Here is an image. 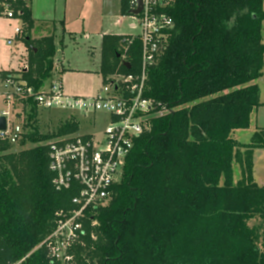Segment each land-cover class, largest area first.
I'll use <instances>...</instances> for the list:
<instances>
[{
    "label": "trees",
    "instance_id": "trees-1",
    "mask_svg": "<svg viewBox=\"0 0 264 264\" xmlns=\"http://www.w3.org/2000/svg\"><path fill=\"white\" fill-rule=\"evenodd\" d=\"M122 9L127 14V5ZM167 12L175 26L146 89L166 111L136 141L112 202L84 221L73 264H264V239L260 247L259 227L250 225L255 217L264 222V186L252 181L250 153L264 140L234 138L260 105L263 0H175ZM24 18L29 60L19 74L38 92L53 75L57 47L52 36L32 39L30 9ZM128 39L103 36L104 78L140 72L141 42ZM26 104L31 130L21 145L35 146L13 151L0 141V264L33 251L55 229L56 213L74 209L77 194L54 188L47 142L78 125L43 134L33 98ZM239 149L251 163L249 181L236 186ZM24 264L60 263L39 248Z\"/></svg>",
    "mask_w": 264,
    "mask_h": 264
},
{
    "label": "built area",
    "instance_id": "built-area-1",
    "mask_svg": "<svg viewBox=\"0 0 264 264\" xmlns=\"http://www.w3.org/2000/svg\"><path fill=\"white\" fill-rule=\"evenodd\" d=\"M174 1L128 0L129 26L138 30L136 35H128V41L141 42V70L107 76L94 96L69 95L62 80L54 77L38 92L28 87L19 75L5 79V85L12 87L5 95L7 105L17 98L27 110L26 102L33 98L38 111L69 112L68 119L62 123L78 125V131L58 135L47 142L53 186L57 191L76 189L77 194L72 199L74 209L57 212L55 229L33 251L10 264H24L39 248L47 251L52 263L73 264L72 250L82 243L84 221L114 199L115 186L122 179L136 141L151 130L152 120L166 111L146 96V89L149 70L169 46L175 22L167 11ZM29 7L30 0H0V20L14 23V35L7 38L9 46L25 42L29 24L24 18V10ZM136 10H140L139 13L135 14ZM97 115L106 118L99 119ZM0 116L6 117V129H0V141L18 145L31 130L27 119L26 124L9 122V110L2 111ZM82 124L92 130L79 133Z\"/></svg>",
    "mask_w": 264,
    "mask_h": 264
},
{
    "label": "rangeland",
    "instance_id": "rangeland-1",
    "mask_svg": "<svg viewBox=\"0 0 264 264\" xmlns=\"http://www.w3.org/2000/svg\"><path fill=\"white\" fill-rule=\"evenodd\" d=\"M122 0H40L37 14H47L52 19L61 20L63 14L66 16L68 35L66 37V48L63 58L66 71L62 72V66L57 64L54 67L53 77L61 79L66 92L73 96H94L103 85L101 76L97 73L100 67L101 42L104 34L111 35H136L138 30L129 27L130 18L124 14L121 8ZM123 4L129 8L128 0H123ZM264 6V0H263ZM55 22V21H53ZM56 23V22H55ZM11 24V25H10ZM14 23L0 20V76L5 79L9 76L19 74L21 69L26 67L28 62V51L25 45V54L22 44L9 46L7 38L12 37ZM60 27V22L59 26ZM262 36L264 43V21L262 24ZM50 37V36H47ZM55 41V37L52 36ZM57 47V46H56ZM58 50V47H57ZM19 60L17 61V58ZM24 66V67H23ZM10 68V69H8ZM58 69V70H57ZM263 74L256 80L259 88L260 105L251 114V124L248 129L237 130L234 138L243 144H250L253 141L261 142L264 140V57ZM12 87L4 85L0 96V113L4 110L10 111L9 122H24L26 124V110L23 108L22 100L14 98L7 105L6 94ZM69 112L55 109H40L38 115L39 131L43 134L56 132L57 129L69 117ZM105 115H97L99 119L106 118ZM92 129L82 124L79 133H87ZM256 132L261 134L254 138ZM263 138V139H262ZM23 138L18 145H14L13 151L32 148L35 144L27 143L21 145ZM244 149H239L233 164L234 185H242L249 181V165ZM244 153V154H243ZM252 160V181L259 186H264V148L255 147L251 149ZM249 163V164H248ZM247 164V166H246ZM251 182V181H250ZM250 225L259 227L260 240L259 246L262 247L264 239V222L261 218L255 217L250 221Z\"/></svg>",
    "mask_w": 264,
    "mask_h": 264
},
{
    "label": "crops",
    "instance_id": "crops-1",
    "mask_svg": "<svg viewBox=\"0 0 264 264\" xmlns=\"http://www.w3.org/2000/svg\"><path fill=\"white\" fill-rule=\"evenodd\" d=\"M39 1L40 0H30V6L31 7H29V9L31 11L32 20H33V22L35 24L33 26L32 30H31L32 39H34V41H35V40H39V39L45 38L47 36H54L55 37V45L58 47V50H57V53H56V56H55L54 67L56 66V64H57V67L58 66H62L61 68H62L63 71L60 72V73L64 74V72L66 71V67H65V64H64L65 60L63 58L64 57L63 54H64V50H65V48L67 46L66 45V43H67L66 42V37L68 35V30L66 28V26H67L66 25L67 24L66 16H65V14H63V16H62L63 19L55 20V19H52L51 18L52 16L48 15V13L47 14H37L36 7H38ZM122 5H123V0L121 1V8H122ZM53 21H55L56 23L53 22ZM59 22H60V27H58L59 26ZM105 35H111V34H104L103 36H105ZM103 36H102V41H103ZM102 44H101V58H100L101 62H102ZM24 46H25V44L23 43L21 45V47H20V48H23V53L19 55V57H21V58L25 54V47ZM19 57L17 58V61L19 60ZM101 62H100V67H99V70L97 71V73L101 76V78H103L102 82H104L105 78L102 76V73H101ZM8 69H10V68H8ZM3 70H7V69H3ZM3 70H0V72L3 71ZM55 72H56V69H55L54 73ZM15 75L16 76H18V75L21 76L20 74H15ZM4 81H5V79H2L1 76H0V96L2 94V92H1L2 87L5 85Z\"/></svg>",
    "mask_w": 264,
    "mask_h": 264
},
{
    "label": "water",
    "instance_id": "water-1",
    "mask_svg": "<svg viewBox=\"0 0 264 264\" xmlns=\"http://www.w3.org/2000/svg\"><path fill=\"white\" fill-rule=\"evenodd\" d=\"M140 10H136L135 14L139 13ZM0 129H6V117L5 116H0Z\"/></svg>",
    "mask_w": 264,
    "mask_h": 264
}]
</instances>
